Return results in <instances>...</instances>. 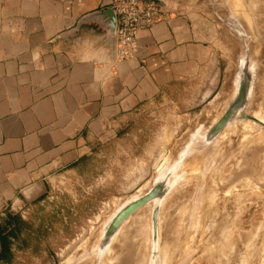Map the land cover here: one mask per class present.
Returning a JSON list of instances; mask_svg holds the SVG:
<instances>
[{
  "label": "rangeland",
  "instance_id": "374dc122",
  "mask_svg": "<svg viewBox=\"0 0 264 264\" xmlns=\"http://www.w3.org/2000/svg\"><path fill=\"white\" fill-rule=\"evenodd\" d=\"M162 1L172 15L200 14L216 27V90L145 103L109 143L57 172L44 197L2 211L14 234L0 264H151L154 201L124 220L100 261L98 248L110 218L168 173L153 264H264V126L239 117L205 139L236 96L245 59V112L264 122V0Z\"/></svg>",
  "mask_w": 264,
  "mask_h": 264
},
{
  "label": "crops",
  "instance_id": "0c3cea01",
  "mask_svg": "<svg viewBox=\"0 0 264 264\" xmlns=\"http://www.w3.org/2000/svg\"><path fill=\"white\" fill-rule=\"evenodd\" d=\"M111 8L0 0V213L44 197L57 172L109 143L145 103L216 90L221 54L210 19L173 14L140 31L136 57L120 60Z\"/></svg>",
  "mask_w": 264,
  "mask_h": 264
},
{
  "label": "water",
  "instance_id": "95a60500",
  "mask_svg": "<svg viewBox=\"0 0 264 264\" xmlns=\"http://www.w3.org/2000/svg\"><path fill=\"white\" fill-rule=\"evenodd\" d=\"M112 13V21L110 24L111 31L115 36L116 42V30L118 25V18L115 10L113 8L110 9ZM220 75V70H219ZM252 70L248 65V60L245 59L242 62L239 73L238 80V90L236 96L231 101L228 106L226 112L223 116L208 130L205 139L206 141H210L217 137L218 134L227 126L228 123L235 120L236 118H244L248 120H253L255 122L260 123L264 126V122L248 113L245 112V108L251 93L252 89ZM219 81V79H218ZM170 173L159 176L155 182L153 187L146 193L140 196H136L126 202L123 207H121L114 216L110 219L106 226V230L104 232V238L102 243L100 244V248L105 250L111 243L113 236L116 234L117 230L124 222L126 218H128L133 212L142 207L143 205L154 201L155 206L152 215V227H153V256L151 259V264L154 263L157 245H158V216L160 210V204L162 199L167 195L169 190L172 187V182H169Z\"/></svg>",
  "mask_w": 264,
  "mask_h": 264
},
{
  "label": "built area",
  "instance_id": "2783aa9c",
  "mask_svg": "<svg viewBox=\"0 0 264 264\" xmlns=\"http://www.w3.org/2000/svg\"><path fill=\"white\" fill-rule=\"evenodd\" d=\"M118 18L116 57L120 60L136 57L140 31L171 17V9L162 0H111ZM22 205H11L15 210Z\"/></svg>",
  "mask_w": 264,
  "mask_h": 264
},
{
  "label": "trees",
  "instance_id": "16d2710c",
  "mask_svg": "<svg viewBox=\"0 0 264 264\" xmlns=\"http://www.w3.org/2000/svg\"><path fill=\"white\" fill-rule=\"evenodd\" d=\"M12 217L7 220V223L5 225L0 224V246H1V252H0V261H7L9 259V255L11 254V235L14 234L13 230L9 232H5L8 224L12 222Z\"/></svg>",
  "mask_w": 264,
  "mask_h": 264
},
{
  "label": "bare ground",
  "instance_id": "6f19581e",
  "mask_svg": "<svg viewBox=\"0 0 264 264\" xmlns=\"http://www.w3.org/2000/svg\"><path fill=\"white\" fill-rule=\"evenodd\" d=\"M236 90H238V87H237ZM254 116H255V115H254ZM256 117H257V115H256ZM244 120H248V119H244ZM205 133H206V132H205ZM206 134H207V133H206ZM206 134H205V136H206ZM130 217H131V216H130ZM130 217H129V218H130ZM129 218H128V219H129ZM110 219H111V218H110ZM126 220H127V219H126ZM109 221H110V220H109ZM109 221H108V222H109ZM124 222H125V221H124ZM124 222H123V223H124ZM123 223H122V224H123ZM121 226H122V225H121ZM105 230H106V229H105ZM117 232H118V231H117ZM117 232H116V233H117ZM115 236H116V235H115ZM103 238H104V235H103ZM102 240H103V239H102ZM101 243H102V241H101ZM105 251H106V249L102 251V249H101L100 246H99V248H98V252H99V255H98V261H100V260L102 259V257L104 256Z\"/></svg>",
  "mask_w": 264,
  "mask_h": 264
}]
</instances>
